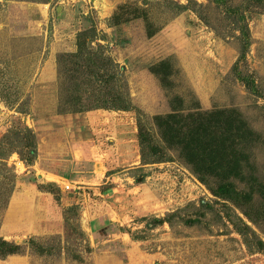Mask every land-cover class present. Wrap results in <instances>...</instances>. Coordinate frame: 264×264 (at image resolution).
Instances as JSON below:
<instances>
[{
  "label": "rangeland",
  "instance_id": "1",
  "mask_svg": "<svg viewBox=\"0 0 264 264\" xmlns=\"http://www.w3.org/2000/svg\"><path fill=\"white\" fill-rule=\"evenodd\" d=\"M90 29L126 113H59ZM0 152V264H264V0H0Z\"/></svg>",
  "mask_w": 264,
  "mask_h": 264
},
{
  "label": "trees",
  "instance_id": "2",
  "mask_svg": "<svg viewBox=\"0 0 264 264\" xmlns=\"http://www.w3.org/2000/svg\"><path fill=\"white\" fill-rule=\"evenodd\" d=\"M242 35L245 37L244 47L242 51V56L244 55V51L246 46L248 45L247 39V32L243 27H240ZM92 29L85 30L79 34V42H78V49L77 52L74 54V57L77 58V62L75 63L76 66H79L81 62H84V65L88 68H91L92 74L89 75L88 78L91 76L92 79H89L88 82H92L91 85L94 83L96 84L97 90L92 93L91 98H89L88 104L80 103L78 101L80 99V95L74 94V92H70L67 98L68 102L73 103L75 107L71 110L62 109L59 113H69V112H85L94 109H111V110H131L134 109L128 94L124 91H121V84H119L116 89H114V84L120 81V72L117 70L118 63H116L111 57L106 55L105 53V46L101 44H97L95 47H92V39L90 37L93 34ZM82 38L83 42H80ZM84 54L86 55V61L83 60ZM103 70L102 72L100 70ZM83 71V70H82ZM241 80L245 82L249 86V88L253 92H258L257 85L255 80L248 75L240 76ZM90 84V83H89ZM110 85V90L100 93L102 87L105 85ZM76 99V100H75ZM27 131H29L27 129ZM138 137H139V146H140V154H141V165L160 162L161 157L156 155L155 152V145L151 144L148 141V137L146 132L143 130L141 123H138ZM148 141V144L146 143ZM28 146V142H26ZM149 146V150L151 153H146L145 147ZM28 155L32 156L35 153V149L33 147H29ZM4 152H0V159H3ZM149 154V155H148ZM152 154V157H150ZM141 168V167H138ZM135 177L136 180L143 177ZM215 194L227 199H236L238 197L246 196L243 194L242 191L236 188V184L232 181H224L218 182L217 186L215 187ZM153 222L160 223L162 219L154 218ZM32 241V240H30ZM37 246V245H36ZM22 246L20 244H16L14 242L7 241L0 237V258L6 257L7 255L15 254L21 251ZM42 246H39V249H42Z\"/></svg>",
  "mask_w": 264,
  "mask_h": 264
},
{
  "label": "crops",
  "instance_id": "3",
  "mask_svg": "<svg viewBox=\"0 0 264 264\" xmlns=\"http://www.w3.org/2000/svg\"><path fill=\"white\" fill-rule=\"evenodd\" d=\"M99 110H101V109H99ZM99 110H93V111L87 112L86 114H88V116H99L100 115ZM111 112H120L119 114H121V113H126L127 111H125V110H114V111L111 110Z\"/></svg>",
  "mask_w": 264,
  "mask_h": 264
},
{
  "label": "built area",
  "instance_id": "4",
  "mask_svg": "<svg viewBox=\"0 0 264 264\" xmlns=\"http://www.w3.org/2000/svg\"><path fill=\"white\" fill-rule=\"evenodd\" d=\"M64 187H65L66 189H68V188H69V184H64Z\"/></svg>",
  "mask_w": 264,
  "mask_h": 264
}]
</instances>
